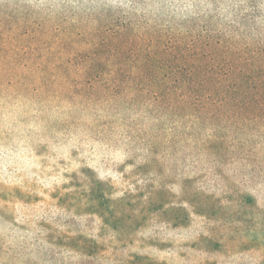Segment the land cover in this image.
Listing matches in <instances>:
<instances>
[{
	"label": "rangeland",
	"instance_id": "374dc122",
	"mask_svg": "<svg viewBox=\"0 0 264 264\" xmlns=\"http://www.w3.org/2000/svg\"><path fill=\"white\" fill-rule=\"evenodd\" d=\"M0 264H264V0H0Z\"/></svg>",
	"mask_w": 264,
	"mask_h": 264
},
{
	"label": "trees",
	"instance_id": "16d2710c",
	"mask_svg": "<svg viewBox=\"0 0 264 264\" xmlns=\"http://www.w3.org/2000/svg\"><path fill=\"white\" fill-rule=\"evenodd\" d=\"M229 70V71H228ZM228 70H224V72L226 74L233 72L234 69L233 67H229ZM224 82H219V83H216L214 85V90H215V94H219V92L217 90H220V92H225L226 95H231L232 97L236 98V94L235 92H239L240 91V88H241V85L240 86H236V89H230V87L228 85H224L223 84ZM134 84V83H133ZM209 83L207 82H199V83H192V82H187V81H182V82H179V84H176V86L178 87H175V92L178 93L180 92V90L182 91H185V93H187V95L191 96V94H194V93H197L199 95H195V98H198V97H201L202 95L201 94H205L206 96H210L209 92L211 89L209 88ZM138 86L140 89L142 88V91H149L151 89H163V92L165 91L166 89V83H163V82H154V81H149L148 83H144V84H141L139 83V85H136ZM220 86V87H218ZM168 90H166L167 92ZM232 92H234V94H231ZM194 98V99H195ZM197 210H200L197 208Z\"/></svg>",
	"mask_w": 264,
	"mask_h": 264
}]
</instances>
